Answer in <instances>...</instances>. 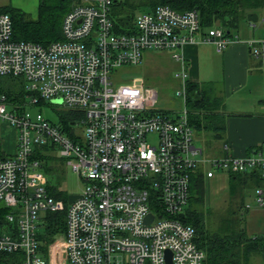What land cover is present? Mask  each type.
<instances>
[{
  "label": "built area",
  "instance_id": "obj_1",
  "mask_svg": "<svg viewBox=\"0 0 264 264\" xmlns=\"http://www.w3.org/2000/svg\"><path fill=\"white\" fill-rule=\"evenodd\" d=\"M68 1L63 40L48 46L16 41L10 15L0 12V77L22 79L27 93L12 104L0 91V122L18 131L15 153L0 154V204L8 210L0 254L19 255L16 264H168L170 251L173 264H204L195 229L181 221L192 174L253 172L264 182V146L244 157L205 155L194 144L186 84L178 93L184 110L162 114L157 90L139 77L125 82L122 70L140 65L147 51H168L182 62L177 77L185 82V46L208 44L222 54L235 36L221 27L204 30L196 11L167 5L137 15L132 32L120 34L112 13L124 0ZM248 46L264 73V38ZM58 98L82 114L69 132L28 109ZM55 154L84 184L67 208L49 193L44 172L41 156ZM255 201L264 209V186L255 189ZM65 209L64 245L50 244L46 255L38 236L42 216Z\"/></svg>",
  "mask_w": 264,
  "mask_h": 264
},
{
  "label": "trees",
  "instance_id": "obj_2",
  "mask_svg": "<svg viewBox=\"0 0 264 264\" xmlns=\"http://www.w3.org/2000/svg\"><path fill=\"white\" fill-rule=\"evenodd\" d=\"M129 2L132 3L129 4ZM70 5L68 0H41L36 20L28 19L25 13L13 7L0 8V12L10 15L16 41L48 46L63 40L62 24L70 10ZM161 5H167L178 12L196 11L204 30L221 27L231 35L242 22L248 21V14L264 9V0H124L113 9L112 16L116 32L120 34L132 32L136 10L147 8L148 12H152ZM19 82L22 86L20 90H17L12 84L0 81V91L7 96L9 103L13 104L26 99L24 82L23 80ZM213 91L214 88L210 86L188 82L186 104L191 106L189 120L193 129L213 131L218 138L225 131L226 124L225 116L219 113L223 107L222 101L215 97ZM81 118L80 112L69 110L58 125L69 132L70 124ZM37 150L40 151V149ZM0 154L4 153L1 151ZM40 154L38 152V155ZM41 158L46 162L45 173L50 176L58 172L56 166H51L53 164L51 161L54 159L52 156H41ZM262 186L264 182L258 173L232 174L228 189L230 200L231 202L239 200L241 208H245L247 191ZM49 193L57 200H62L65 208L68 207L70 195L67 192L52 186L50 182ZM208 211L206 182L201 170L192 174L190 202L181 221L195 229V243L205 254L204 264H252L254 256H261L264 262V233L249 235L242 224L243 218H239L234 209L225 221L217 227H211L207 220ZM6 212H8L7 209H0V224L3 223ZM42 221L38 236L42 246L46 247L53 236L65 233L66 209L57 213L47 212L42 216ZM15 256L19 255L0 254V264L10 262L16 264L13 259Z\"/></svg>",
  "mask_w": 264,
  "mask_h": 264
},
{
  "label": "rangeland",
  "instance_id": "obj_3",
  "mask_svg": "<svg viewBox=\"0 0 264 264\" xmlns=\"http://www.w3.org/2000/svg\"><path fill=\"white\" fill-rule=\"evenodd\" d=\"M40 1L41 0H0V7L20 8L26 12L28 19L36 20ZM131 3L132 2H129V4ZM147 10V8L136 10L135 15L146 13L148 12ZM177 70L178 64L172 58V53L168 51H147L144 53L140 65L126 67L122 71L126 72V75L123 76L125 82L132 77H139L144 80L147 87L157 90L158 102L156 104V109L158 113L175 116L181 113L185 108L184 94H178L182 91V87L180 80L176 77ZM0 81L12 84L17 90H20L22 86L19 82L22 80L15 79V77L1 76ZM206 89L208 90V88ZM214 94L216 95V92ZM186 106L188 111H190L191 106L188 104H186ZM28 109L31 114L41 112L45 118L54 124H59L63 120L65 113L69 111L64 104H54L51 102H47L38 107H29ZM214 135L213 131L195 129L194 144L198 148H203L206 155L218 157L222 155L220 149L222 144ZM17 142L18 131L0 122V152H6L8 155H12L14 151H16ZM7 151L12 154H9ZM53 158L54 159L51 161L53 164H51V166H56L58 172L49 176L51 185L57 186L60 190L67 192L69 195H80L84 189V184L80 177L72 173L64 160L58 158L56 154ZM43 163L46 167V162L43 161ZM218 180V178H215L212 181H206V193L208 195L207 208L209 209L207 220L210 226L217 227L225 221L231 210L234 209L238 217L243 218L242 224L246 227L249 235L253 236V234L258 233V231L263 232L264 212L258 207L253 193H250L251 190L247 191L244 204L250 208L247 214V210L241 208L239 200L231 202L230 193L227 188L219 189L220 181ZM1 208L5 209V206L0 204V209ZM40 231L41 228L38 232ZM52 243H56L62 247L64 245V233L53 236L52 241L45 247L46 255H49L48 246ZM63 250L64 248L62 249V254L64 252ZM252 264H264L262 257L254 256Z\"/></svg>",
  "mask_w": 264,
  "mask_h": 264
},
{
  "label": "crops",
  "instance_id": "obj_4",
  "mask_svg": "<svg viewBox=\"0 0 264 264\" xmlns=\"http://www.w3.org/2000/svg\"><path fill=\"white\" fill-rule=\"evenodd\" d=\"M17 9L26 14L24 10ZM254 13L258 15V22H242L232 32L235 41L222 54L217 53L215 48L208 44L185 46L182 50L187 69L185 82L177 77L182 71V62L175 60L178 64L176 77L180 80L181 92L185 90L184 83L192 82L214 88L215 97L222 101L223 107L219 113L225 116L226 129L220 137H215L222 144L220 146L222 155L214 158L225 157L228 154L244 157L264 146V73L261 60L251 55L248 46L250 40L264 38V9ZM201 149L204 152V149ZM215 178L220 181L219 189H229L230 175L221 173L212 179L204 177L205 182ZM255 188H251L250 192L253 193V197H255ZM206 198H208L207 193ZM245 208L248 214L250 208L246 205ZM260 209L264 212L263 208ZM260 233L264 231H258L253 236ZM13 259L18 263L20 256H15Z\"/></svg>",
  "mask_w": 264,
  "mask_h": 264
},
{
  "label": "water",
  "instance_id": "obj_5",
  "mask_svg": "<svg viewBox=\"0 0 264 264\" xmlns=\"http://www.w3.org/2000/svg\"><path fill=\"white\" fill-rule=\"evenodd\" d=\"M247 19L251 23H257L258 22V15L255 13L248 14ZM52 103L62 104V100L60 98H58V99L53 100ZM80 197H81V195H70L68 197V204L69 205L73 204ZM181 217H184V214H181ZM152 219H153V215H149L145 221H146V223H150L152 221ZM172 256H173V254L170 251L166 252V260H167L168 264H173Z\"/></svg>",
  "mask_w": 264,
  "mask_h": 264
}]
</instances>
